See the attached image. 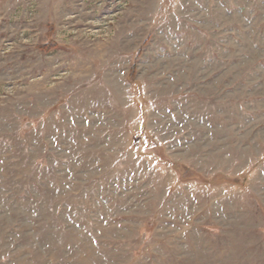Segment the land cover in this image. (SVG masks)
Returning a JSON list of instances; mask_svg holds the SVG:
<instances>
[{
  "label": "rangeland",
  "instance_id": "1",
  "mask_svg": "<svg viewBox=\"0 0 264 264\" xmlns=\"http://www.w3.org/2000/svg\"><path fill=\"white\" fill-rule=\"evenodd\" d=\"M0 264H264V0H0Z\"/></svg>",
  "mask_w": 264,
  "mask_h": 264
},
{
  "label": "trees",
  "instance_id": "2",
  "mask_svg": "<svg viewBox=\"0 0 264 264\" xmlns=\"http://www.w3.org/2000/svg\"><path fill=\"white\" fill-rule=\"evenodd\" d=\"M56 46V43L54 42H49V43H41L39 45V48L43 49V50H48V49H51L53 47Z\"/></svg>",
  "mask_w": 264,
  "mask_h": 264
}]
</instances>
